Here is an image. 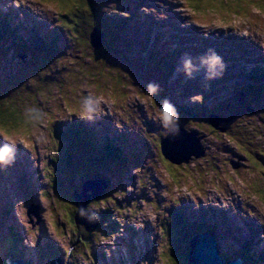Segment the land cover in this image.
Wrapping results in <instances>:
<instances>
[{
    "label": "rangeland",
    "instance_id": "obj_1",
    "mask_svg": "<svg viewBox=\"0 0 264 264\" xmlns=\"http://www.w3.org/2000/svg\"><path fill=\"white\" fill-rule=\"evenodd\" d=\"M63 2L0 0V25L14 19L18 27L0 34V107L8 106L2 113L12 126L11 139L0 132V145L12 149L10 162H0V264H178L189 246L183 221L196 229L198 220L213 226L219 255L264 264V97L237 93L264 69V59L256 65L264 57L261 0L243 9L242 0H222L223 9L210 6L215 0H76L80 7L61 13ZM194 22L210 32L203 59L177 41L187 27L200 30ZM106 27L121 36L104 42ZM221 27L227 36L215 34ZM256 87L264 90V80ZM165 102L175 110L167 123ZM178 128L185 139L167 144L171 163L159 143ZM103 138L114 141L108 152ZM90 145L102 153L90 155ZM67 153L89 157L79 156L97 166L92 183L108 185L87 203L88 217L99 210L108 217L100 226L87 219L86 249L75 243L66 202L71 196L75 205L84 191L77 179L81 188L69 190L66 171L80 160ZM206 207L218 217L196 216Z\"/></svg>",
    "mask_w": 264,
    "mask_h": 264
},
{
    "label": "trees",
    "instance_id": "obj_2",
    "mask_svg": "<svg viewBox=\"0 0 264 264\" xmlns=\"http://www.w3.org/2000/svg\"><path fill=\"white\" fill-rule=\"evenodd\" d=\"M107 18L105 17L104 18V20H105V23H106V25H107V27L108 28H112V26H111V24H110V22H108L107 20H106ZM110 19L112 20V22H113V24L116 26V27H119L118 25H120V23L122 24L123 23V21L124 20H120V19H115V18H112V17H110ZM5 24L7 25H3V26H1L0 25V34H1V36H3V34H10V31H14L16 28H18V27H14V25L13 26H10V24H9V22H5ZM96 25V24H95ZM94 26V25H93ZM105 28V29H103V35H104V37H103V40H104V42H106V41H108V40H110V39H113V38H115L116 36V34H118L117 32L114 34V35H111V36H109V33L111 34V32H110V30L108 29V28ZM94 28H96V27H92V29H94ZM6 32V33H5ZM62 33H60L61 34V36L63 37V31H61ZM121 34L119 33L118 34V36H120ZM1 36H0V40H1ZM7 36H10V35H7ZM45 43V42H44ZM43 44V43H42ZM5 45V44H4ZM9 45H11V44H8L6 47H8ZM52 46V49L51 50H49L48 48H50ZM55 46H54V43H46L45 45H44V47L43 48H45V51H47V49H48V51H52L53 50V48H54ZM12 50V48H10V51ZM47 51V52H48ZM51 55V54H50ZM112 68L114 69V67L112 66ZM254 79L256 80V81H258V79H259V81H261V80H263L264 79V69H263V71H260L255 77H254ZM35 91L37 90L36 88L34 89ZM1 93V92H0ZM39 93H40V91H39ZM252 93H255V92H252ZM3 98H5V99H7L6 98V96L5 97H3ZM7 100H9V99H7ZM36 101H39V100H37V99H35ZM3 107H4V105H3ZM7 107L8 106H5L4 107V110H2V107H0V113H2V112H6V110H7ZM10 107H13V108H16V107H14V106H10ZM17 109V108H16ZM8 118H10V117H8ZM5 119V121H6V124H8L9 123V120L8 119H6V118H4ZM29 125V124H28ZM16 126H18V125H13V127H16ZM8 129L9 128H12V126H10V127H7ZM75 126H74V124H73V126H71L70 128H68V130L69 131H73V132H75ZM64 129H66V128H64ZM69 131H68V133H69ZM103 142V144H102V146H103V148H105V151H107L108 152V149L110 148L109 146L110 145H112L113 143H114V141L113 140H108L107 138H103V140H102ZM105 142H107V145L105 146ZM110 142L112 143V144H110ZM91 147H90V149H88V147H87V150L89 151V153H90V155H93V156H97V155H100L102 152L101 151H98L99 149H97L96 148V145L95 146H92V145H90ZM115 152H116V154L117 155H122V156H124L125 154H124V152L121 150V149H119V148H117L116 150H115ZM59 155H60V153H59ZM67 155H77L78 156V159L80 160V163H77V162H75L73 165L74 166H71V167H69V169L68 170H66L67 172H69V173H72L73 174V181L71 182V186L69 187V190H72V191H75V189H76V186H77V188H81V186L82 185H79V184H84V182H86L87 180H90V173H91V170L90 169H93V170H97V166H96V164L94 163V162H92V161H90V160H87V164H85L81 159H80V157H86V156H82V155H78V154H75V153H72V154H70V153H67ZM80 156V157H79ZM111 156H113V155H111ZM125 157V156H124ZM55 158V157H54ZM86 158H89V157H86ZM93 160V159H92ZM122 161H123V159H122ZM59 167V166H58ZM59 168H61V167H59ZM79 180V184H77V180ZM77 184V185H76ZM58 189H59V191L58 192H62L63 190H61V188L60 187H58ZM63 193V192H62ZM108 194H112V193H108ZM107 194V195H108ZM106 195V196H107ZM105 196V197H106ZM104 197V198H105ZM58 200H61V198L60 197H58ZM62 202H63V200H61ZM95 201H100V199H98V200H93L90 204H89V207L93 204V203H95ZM66 202H68L69 203V205H67V207H68V209H69V212H70V214H71V217H70V219H71V222L72 223H75V221H74V214H76V212H77V210H78V208H77V205H76V203H75V205H74V200H73V198L71 197V196H68V201H66ZM180 212H181V210H180ZM184 212V211H183ZM97 213L98 214H94V215H96L95 217L93 216V215H89L90 217H94L93 219H95L97 222H98V224H99V226L100 225H102L103 224V222L106 220V216L108 217V213H106V212H104V211H101V210H99V211H97ZM67 215V214H66ZM74 221V222H73ZM115 224V223H114ZM204 224L205 225H203V224H201V223H196V229H193V228H191L192 227V225H185V221H183V228H186V232H184L183 231V233H184V235H185V237H186V239H187V241L190 239V237L191 236H194V235H196V234H198V233H202V232H204V231H206V232H209V231H211L212 232V229H214L213 228V226L212 225H209V223L207 222V221H204ZM109 228V227H108ZM217 228V227H216ZM75 238H76V240H75V243H76V245H81L84 249H86L87 248V246H85L83 243H82V241H83V238L82 237H80L79 235L78 236H76L75 235ZM80 240V241H79ZM94 241H96V239L94 240ZM93 241V242H94ZM84 242V241H83ZM75 245V247H77ZM15 247H16V245H15ZM188 248V249H187ZM251 248H253L251 245H248V249H249V251L251 252ZM170 249V251H172V253H174V250H173V248H169ZM188 250H189V246H186L185 245V247H184V251H183V256H181L180 258L178 257V256H175V260L176 261H174L175 263L177 262L178 264H189V261H188V256H187V254H188ZM241 252H243V251H241ZM69 254V253H68ZM70 254H71V251H70ZM254 254H255V251H253V255L252 256H254ZM19 256V255H18ZM183 257V259H181ZM222 257L224 258V260L225 261H227V260H232V259H235V258H238V257H241L240 255H232V254H228V253H222ZM225 257L227 258V259H225ZM242 258V257H241ZM259 264H262V262L261 263H259Z\"/></svg>",
    "mask_w": 264,
    "mask_h": 264
},
{
    "label": "water",
    "instance_id": "obj_3",
    "mask_svg": "<svg viewBox=\"0 0 264 264\" xmlns=\"http://www.w3.org/2000/svg\"><path fill=\"white\" fill-rule=\"evenodd\" d=\"M97 39V38H94ZM100 41V40H99ZM95 47H99V44H94ZM221 122V121H220ZM219 122V123H220ZM214 126L217 127L214 123ZM179 134V132L174 133L173 135ZM165 141H162V152L169 159H173L176 161L177 159L171 156V152L168 150V145L172 142V136ZM181 138L185 139L182 136L184 135L183 131L180 133ZM178 140V139H177ZM189 156V155H188ZM173 157V158H172ZM176 159V160H174ZM96 182H100V185L93 184L91 180H87L84 182V191L82 194L76 197V205L78 210L76 212L74 221L78 230L79 236H81L84 240H88L86 238L88 234L89 228L86 226L87 219L89 220L88 215L86 214L87 203L91 201L93 198H99L105 188L103 181L95 180ZM88 191H91L92 194H87ZM70 253V251H69ZM188 261L189 264H241V260L235 259L224 262L223 257L219 255L217 250V240L213 233H199L198 235L192 236L189 240V251H188ZM12 264H23L20 260L9 261ZM51 264H61V261L58 258H55Z\"/></svg>",
    "mask_w": 264,
    "mask_h": 264
},
{
    "label": "snow or ice",
    "instance_id": "obj_4",
    "mask_svg": "<svg viewBox=\"0 0 264 264\" xmlns=\"http://www.w3.org/2000/svg\"><path fill=\"white\" fill-rule=\"evenodd\" d=\"M41 2L46 3L49 6H52L53 0H41ZM243 2H246V0H242V2L236 3V7L243 9ZM80 6H81L80 4L76 3V0H64L63 3L59 4V8H60L61 13L65 12L66 10H68L72 7H80ZM84 6H86V5H84ZM210 6L217 8V9H223L224 8L222 0H215V2H212L210 4ZM259 6L262 10H264V0H261V3ZM227 7L232 8L233 5L229 4ZM0 132H3L4 135L8 136V138L11 139L8 128L6 126V121L4 119L3 113H0ZM262 155H264V153H262ZM250 159H251V157H250ZM253 163H257V162L253 159ZM261 197L264 198V192L261 193Z\"/></svg>",
    "mask_w": 264,
    "mask_h": 264
},
{
    "label": "clouds",
    "instance_id": "obj_5",
    "mask_svg": "<svg viewBox=\"0 0 264 264\" xmlns=\"http://www.w3.org/2000/svg\"><path fill=\"white\" fill-rule=\"evenodd\" d=\"M214 59L216 62H219V57H214ZM174 111H175L174 106L171 105L170 103L165 102L163 104L162 115H163V119H164L165 123L169 122L173 118ZM11 153H12V149L9 147H4L2 150H0V162H3L5 164L9 163L10 162L9 158H10ZM12 260H20V261L24 262L21 259H12Z\"/></svg>",
    "mask_w": 264,
    "mask_h": 264
},
{
    "label": "bare ground",
    "instance_id": "obj_6",
    "mask_svg": "<svg viewBox=\"0 0 264 264\" xmlns=\"http://www.w3.org/2000/svg\"><path fill=\"white\" fill-rule=\"evenodd\" d=\"M178 131H179V134L182 132V131L180 130V128H178ZM179 134L173 135L172 138L175 139V137H176V139H177V136H178ZM178 139H179V138H178ZM160 151H161V153L163 154L162 150H160ZM163 155H164V154H163ZM164 157H165L169 162H171V161L174 162L172 159H169L166 155H164ZM172 162H171V163H172ZM176 164H177V163H176ZM96 180H99V179H96ZM100 180H101V179H100ZM100 180H99V181H100ZM101 181H102V180H101ZM98 183H100V182H96L95 180L93 181V184H98ZM103 183H104V182H103ZM105 187H108V185L105 184ZM104 193H105V192H104ZM91 194H92V192H91ZM76 197H78V194L75 195V198H76ZM91 200H92V199H91ZM77 208H78V207H77ZM86 214L88 215V211H86ZM89 217H90V216H89ZM93 218H94V217H91V219H93ZM95 218H96V217H95ZM94 221H95V220H94ZM97 223H98V222H97ZM79 241H80V240H79ZM84 242H85V241H84ZM218 249H219V248H218ZM218 249H217V250H218ZM218 252L221 253L220 250H219ZM220 256H222V254H221ZM241 257H242V256H241ZM241 257H238V258L241 260V262H243L244 259L241 258Z\"/></svg>",
    "mask_w": 264,
    "mask_h": 264
}]
</instances>
